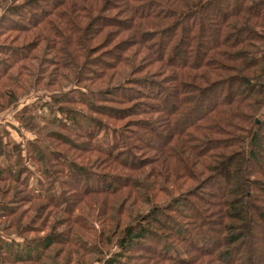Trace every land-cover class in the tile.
Instances as JSON below:
<instances>
[{"label":"trees","instance_id":"trees-1","mask_svg":"<svg viewBox=\"0 0 264 264\" xmlns=\"http://www.w3.org/2000/svg\"><path fill=\"white\" fill-rule=\"evenodd\" d=\"M6 1L24 44L0 41V117L44 89L56 115L35 99L12 125L31 138L0 127V264H89L90 194L101 264H264V0Z\"/></svg>","mask_w":264,"mask_h":264},{"label":"rangeland","instance_id":"rangeland-1","mask_svg":"<svg viewBox=\"0 0 264 264\" xmlns=\"http://www.w3.org/2000/svg\"><path fill=\"white\" fill-rule=\"evenodd\" d=\"M6 4H7V1L5 2V0L3 2H0V8L4 7ZM1 14L2 13L0 11V16H1ZM107 30H104L103 32H101L99 34V37L98 38H100V39L101 38L102 39L103 38H108L109 36L107 35L108 34V31ZM36 31L37 30H35V29H30L29 31H27L28 33H26V34H28V38H29V36L32 33L36 32ZM128 35H129V33L128 34H121V33H119V34L115 35L113 37V39L111 41H109L108 45L105 48H101L99 50L97 49L98 51L95 54L94 58L95 59L101 58L100 60L103 61L104 58H107L106 56L109 55L108 52L111 51L112 53H118V50H117L118 47L121 46L122 44H124V42L129 39V38L126 39L128 37ZM14 36H18L16 31H13L11 33H3V34L0 35V41H3L5 39L7 42H11V44H12V41H10V40L13 39ZM22 37L23 36H21L20 39H16L15 38L14 41H13V44H15L17 46H20V45L24 44V43H21ZM130 48H131L130 50H132V48H134V47H130ZM131 54H133V53H131ZM144 54L146 55L147 52L143 51V54L142 55H144ZM136 60H137V62H140L141 63V61H140L141 59L140 58H138ZM160 64L161 63H159V62L156 63L154 61L153 62H149L148 67H145L144 68L143 74H145L146 72L147 73H150V71H149V68L150 67H151V69H153V67L156 68V67L160 66L161 67V69H160V74L161 75L157 76V75L154 74V75H151V76H153V78H155V79H158V78L159 79H162L163 78L162 77L163 76L162 71L163 72H165V71L166 72H170V71H172V68H168V69L166 68L167 70H164V68H163L164 66H161ZM93 67H96V66H93ZM115 82H116V80L114 81V83ZM67 89L68 88L65 87V90H67ZM17 92L18 91L16 90V94H17ZM48 94H49L48 91H46L44 89L43 92L42 91H38V92H34L32 94L29 93V95H23V96H18L17 95V100L15 101V103H12V104L8 105L4 109L2 108L1 117H0V127H1V129L2 128H4V129L6 128L7 129V131L9 132V134L11 136V141L12 142L23 141V140H25V138H31L33 136L32 133H31V135H28L26 132H24L23 129H20V131H19L18 129L17 130H14V128H12V125L14 127H16V126L19 125V120L17 118L15 119V113L23 105L29 104L32 100H35L36 99V105H38V107H41V105H43V109L42 108H39L40 110H37V112L39 114H41L42 119L45 116H46V118L50 119V118H53L56 115L53 110L49 109V105H47L44 102V100L42 99V96L48 95ZM170 99L172 100V102L176 101V97L174 95L173 96H170ZM162 105H163V103H162ZM132 118H133V115H131L128 118H125V119L126 120H131ZM119 123L120 124H123V122H119ZM42 124L43 123L41 121H39V123H37L38 127H42L43 128ZM47 131L48 132H51V133L53 132L54 134L59 135V133H56L57 131H55L54 129H48ZM165 131H166V129L162 130V133L165 132ZM50 140L53 142V145L55 147H57L59 149L61 148V150L62 149L67 150L71 154V156L74 155V152L75 153L77 152V150L75 151V149L70 148V146H68L67 144L58 143V142L52 140L51 138H50ZM152 141H153L152 144L154 145L153 147L156 148V146H159L161 139L160 138H153ZM84 154L82 156V159H84L83 160L84 164H87L88 161H90L89 163H92V157L89 158V160H86L84 158ZM82 159L80 157H77L76 160L77 161H82ZM80 183H82L83 185H85V183H83V181L80 182ZM98 197H100V195ZM98 197H95V194H90V195L86 196V198L84 199V203L81 204L82 208H84L83 211H84L85 215L88 218L91 219V222H93V224H94L93 226H96L95 229H92V231H91L90 234L84 235L88 241H90V242L94 241V242L98 243V253L93 254V255H88L87 254V256H84L83 257L84 259L88 258L90 260L89 264H101V260L105 256H107V253L108 254L110 253L109 250L111 251V249L113 248V245H114L113 243L116 242L115 239H111V244L106 245V244H104L103 240L101 239L100 231L102 230V228H101V226L99 224V219H102V218H98L97 217L98 216V214H97L98 211L95 210V208H96L95 206H97V204H95V202L97 201ZM102 197L103 196H101L100 198H102ZM140 206L142 207L143 210H146V206L145 205H140ZM28 215H29V211H28L27 216ZM124 215H125V212H124ZM118 217H119V214H118ZM125 217H126V215H125ZM25 220H26V218H25ZM124 222L126 223L127 222V219L123 220V222L121 223L122 226H123V223ZM112 224L113 223H111L110 225H112ZM77 228H76V230H78ZM100 252H101V254H100ZM84 255H86V254H84ZM95 257H99L100 262L94 260Z\"/></svg>","mask_w":264,"mask_h":264},{"label":"water","instance_id":"water-1","mask_svg":"<svg viewBox=\"0 0 264 264\" xmlns=\"http://www.w3.org/2000/svg\"><path fill=\"white\" fill-rule=\"evenodd\" d=\"M256 120V124H259L260 122H259V120H257V119H255Z\"/></svg>","mask_w":264,"mask_h":264}]
</instances>
